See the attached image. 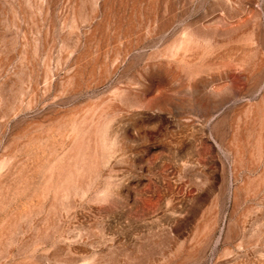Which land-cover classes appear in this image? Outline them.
Returning a JSON list of instances; mask_svg holds the SVG:
<instances>
[{"label": "rangeland", "instance_id": "1", "mask_svg": "<svg viewBox=\"0 0 264 264\" xmlns=\"http://www.w3.org/2000/svg\"><path fill=\"white\" fill-rule=\"evenodd\" d=\"M0 264H264V0H0Z\"/></svg>", "mask_w": 264, "mask_h": 264}]
</instances>
